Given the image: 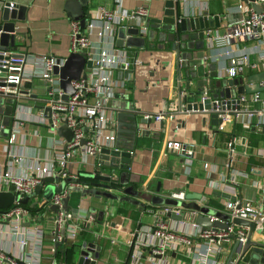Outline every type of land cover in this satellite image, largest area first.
<instances>
[{"label": "crops", "instance_id": "1", "mask_svg": "<svg viewBox=\"0 0 264 264\" xmlns=\"http://www.w3.org/2000/svg\"><path fill=\"white\" fill-rule=\"evenodd\" d=\"M68 1L71 0H0V15L5 4H12L17 11L22 10V17H24L22 21H14L15 34H18L15 41L17 46L15 53L35 57L51 56L65 60L70 54V23L72 21L78 22L83 27L87 20L93 19L95 12L100 8L113 12L119 5L122 10L133 11L142 6L145 1L148 2L147 20H154L161 17L164 4V0H122L119 3L116 0H77L81 6L80 15L74 12L73 14L79 16L72 18V13L66 8ZM181 2H183L181 14L186 17H199L206 13L211 24L210 30L214 35L225 34L228 28L235 25L244 12L248 11V8H245L242 15L235 12L234 8L238 2L231 0H181ZM250 7L254 10L262 9L261 5L251 4ZM214 16L218 17V28L214 27L215 24L213 25ZM152 26L153 24L148 23L147 34L142 37L144 40L140 49L125 44L118 47L117 40L125 39L124 37L131 32L132 27L127 25L115 31V48L125 51L130 59H136L141 63L131 71L133 77L125 90L116 92L109 105L117 113L120 112V121L114 114L116 126H119V131L115 129V134L122 148L129 144L126 134L128 120L125 117L129 116L128 112L131 108L140 114L160 112L175 114L179 86L183 88L185 82L183 75L180 81L178 80L177 67L173 54L170 52L171 44L164 42V47H160L157 37L154 39L149 36ZM190 34L193 35V48L190 53L195 57L194 61L206 58L205 68L209 64L213 65L210 70L205 69L204 79L206 83H209L212 79L209 76L211 70L216 72L218 77V72L228 65L227 61L220 52L215 51L211 46L208 47L204 36L203 41H199L195 34L192 32ZM92 39L95 43H100L97 38ZM231 48L242 49L249 57V65L236 80L237 84L230 86L229 96L238 94V88H242L243 94L249 96L258 89V83L264 82L263 62L258 60L257 51L252 44L242 43L238 47L231 46ZM115 77L121 78L120 73L117 72ZM29 86H32L34 96L45 99L42 90L44 84L40 80L26 84V87ZM205 89L209 97L207 84ZM20 104L29 106L34 103L25 101ZM14 105L12 104L10 109L6 100L0 101V126L4 130L0 135V174L8 162L6 135L16 128L14 119L24 116ZM35 107L37 106L33 105L34 115L37 114ZM261 107L264 109V104L249 105L250 109L255 110ZM137 120L139 123V117ZM256 121V117L250 121L245 116H240L238 120L226 127L225 132L213 136L210 133L216 125L211 123L210 118L200 114L173 116L170 121H163L155 126L154 133L136 139L128 170L123 168L118 171L120 169L111 170L100 166L98 158L97 163L92 159L86 164L80 163V160L76 158L67 167L70 175L80 176L82 173H94L99 170L102 175L114 176L118 185V180H121L120 189H127L132 194L126 196L120 190H115L110 192L118 199L104 198L100 195L82 198L79 193L70 191L62 201L63 209L73 214L79 209H84L87 213L95 215L96 219V223L91 226L89 232L84 231L78 236L75 245H72L74 251L70 253L72 254L70 256L73 257V252L80 250L79 244L83 241L93 243L99 248V254H101L99 264H124L129 254L126 245L128 233H134L141 226L153 225V213L150 207L167 203L165 196L173 191L181 190L186 194L200 195V200L187 201L186 205L191 203L197 206L208 205L214 210H221L223 202L233 197L240 201L262 204L264 133L255 126ZM230 136L236 137L238 142L234 161L226 170L225 145ZM51 139L52 135L44 125L25 123L18 129L16 148L17 150L21 148V154H24L23 164H28L35 159L41 162L51 159L54 152L51 148ZM168 141L193 143L197 150L191 164L187 166L181 157L167 151L164 144ZM19 168L21 169V166ZM19 168H14V172L19 173ZM36 197L29 201L34 203L31 210L32 216L25 218L19 229L22 237L27 239L26 247L22 249L18 246L17 239L9 235V228L4 224L0 225V248L16 259L24 257L36 262L39 254L36 232L40 230L43 239L39 264H47L46 248L53 228L54 212L52 211L55 210L49 211L50 209L35 206L41 198L40 195ZM124 197L130 201H120ZM111 240L116 242L115 245L110 244ZM228 248L229 246H226V249ZM182 254H184L183 251ZM63 263L76 264L71 260L67 263L63 261ZM0 264L5 263L0 262ZM182 264H186L183 259Z\"/></svg>", "mask_w": 264, "mask_h": 264}, {"label": "built area", "instance_id": "2", "mask_svg": "<svg viewBox=\"0 0 264 264\" xmlns=\"http://www.w3.org/2000/svg\"><path fill=\"white\" fill-rule=\"evenodd\" d=\"M117 1L119 3L122 0ZM231 1L238 2L234 8L235 12L242 15L245 8H248V11L244 12L225 34L214 35L209 29L204 32V38L208 47L211 46L220 52L227 61L228 65L218 72V77L233 81L237 80L249 65V57L242 49H233L231 46L252 44L264 68V0H254L255 5L262 6L260 12L250 7L251 4L246 0ZM147 3L145 1L133 11L122 10L119 5L113 12L100 8L95 12L93 19L87 20L83 27L76 21L70 23L69 53L81 55L91 66L89 69H83L78 80L70 82L73 92L66 100L62 99L65 94L59 87L58 77L53 74L55 68L63 66L64 59L28 56L11 51L0 52V98L11 100L17 110L24 115L14 119L16 128L6 135L8 162L0 174L2 191H10L22 198L31 197L38 186L44 188L42 181L45 178L58 180L53 184L55 187L65 180H76L78 176L70 175L67 169L76 158L80 163L86 164L88 160L96 161L104 149H123L117 142L115 134L117 112L109 105L116 92L125 90L133 77L131 71L141 63L136 59H130L125 51L115 48V31L128 25L136 29L138 36L144 37L148 30L145 25L148 19ZM12 8L13 5L9 4V9ZM93 37L100 43H95ZM117 72L121 78L115 77ZM34 80H40L44 84L42 90L45 99L34 96L32 86L26 87V84ZM257 88L249 96L233 94L227 99L211 100L214 108L204 111L205 113L196 110L188 114H203L208 118L210 114L217 115L218 123L210 133L213 136L225 132L226 127L240 116H245L250 121L256 117L255 126L264 133L263 107L258 110L249 108V105L264 104V82L258 83ZM208 98L205 93L201 101ZM25 101H31L37 106L36 115L33 114L32 104L29 106L20 104ZM173 116L174 112L142 114L141 118L150 124L139 126L136 137H141L144 131L148 134L154 133L155 126L163 121H170ZM25 123L44 125L48 129L52 135L51 148L54 151L51 159L44 162L35 159L23 164L24 154H21V148L19 151L16 148V137L18 129ZM61 126L71 131V139L68 142L57 135V129ZM2 131L3 127L0 126V135ZM237 142L236 137L230 136L225 145L226 170L231 167L236 156ZM164 147L181 157L187 166L196 157L197 147L193 143L168 141ZM14 168H19V173H15ZM98 173L101 174L99 170ZM76 188H79L77 184H68L61 194H55L51 198L48 205L41 199L35 203L38 208L51 207L55 210L53 228L46 248L47 264H64L65 254H58L60 253L58 250H63L65 245H75L78 236L84 231L89 232L91 226L96 223L95 215L87 213L84 209L77 210L75 214L63 209L62 201L68 196L70 189ZM261 190L263 201L259 205L240 201L235 197L223 202L221 210L211 209L208 205H198L212 212L206 216L210 223L208 228L196 224L198 212L182 208V203L187 202L185 192L181 190L170 192L165 196L168 204L150 207L153 225L141 226L134 233H128L126 245L129 254L124 264H182V259L186 264H249L250 262L245 259L247 252H244L249 236L251 242L264 250V184ZM31 212L27 207L15 204L5 213H0V225L6 223L9 235L17 239V244L22 249L26 247L27 239L22 237L19 229L23 220L32 216ZM171 215L179 219H174L170 217ZM233 220L251 223L254 226L253 230L249 234L250 229L247 226L235 225L232 223ZM36 234L40 254L43 234L40 230H37ZM115 243L113 240L110 241L111 245ZM226 246L229 248L226 249ZM234 246L236 248L233 251ZM39 254L38 260L34 262L24 257L16 259L0 248V262L39 264L41 262ZM81 257L83 262L99 264V259L92 253L83 254ZM256 264H261V258Z\"/></svg>", "mask_w": 264, "mask_h": 264}, {"label": "water", "instance_id": "3", "mask_svg": "<svg viewBox=\"0 0 264 264\" xmlns=\"http://www.w3.org/2000/svg\"><path fill=\"white\" fill-rule=\"evenodd\" d=\"M250 4H254V0H246ZM66 8L69 12L72 13V18H76L80 15V4L77 0H71L66 3ZM181 0H164L163 9L161 13V17L154 20H147L145 21L146 27H148V23L153 24L157 31V41L160 42V47H164L163 43H170V52L173 54L174 61L177 67V75L178 80L180 81L181 75H183L184 79V86L181 88L179 86L178 90V97H177V112L175 116H182V115H191L188 114L190 111L198 110L200 113H205L204 111H208L213 109V104L211 100L217 99H227L229 98V90L228 87L232 85H236L238 81L236 80H228L223 78H219L216 75V72H212L209 76L212 78L209 83H206L205 77V69L207 68L210 70L212 66L210 64L205 68L206 65V58L199 61H194V56L191 55V50L193 48V35L190 34L192 32L196 35V38L199 41H203L204 32L211 28L210 21L208 20V16L204 13L202 16L199 17H186L184 14H181ZM183 10V9H182ZM79 15L76 16V14ZM24 17H22V10H18L14 7L9 9V4H5L1 11L0 15V52L3 51H11L15 52L17 50V46L15 44L16 36L15 34V20L22 21ZM213 25L215 28H218V17H213ZM152 26V27H153ZM127 36L124 37L125 39L117 40L118 47H121L123 44L130 46V47H137L140 49L143 45L142 42H133L136 40V34L127 33ZM203 55V54H202ZM91 64L89 62H85L84 58L79 54H69L65 59L63 66L59 69L55 68L53 70V74L58 77L59 80V87L64 92V96L62 97L63 100H66L69 95L72 94V89L70 87V82L73 80H78L84 68L89 69ZM210 66V68H209ZM222 80H225L222 81ZM200 83H202L200 87ZM206 84L208 85L209 91V98L201 101V98L205 95L206 91ZM205 89V90H204ZM221 90V94L219 91ZM238 95L243 94V89L238 88ZM126 99V97H123ZM56 99V98H55ZM48 113V109H46ZM120 113V112H119ZM119 113L116 114L117 120L120 121ZM129 116L125 118L127 121V135H128V142L127 146H124L122 150H102L100 155L98 156V162L100 166L108 167L111 170H118L121 171L123 168L125 170L129 169L131 158L133 155V148L136 137V130L141 125H149V121H145L141 118L140 113L135 111L131 108L130 112H128ZM193 115V114H192ZM203 115V114H200ZM139 117V123H138ZM211 123L213 125H217V115L210 114ZM119 118V119H118ZM119 131V126H116V130ZM148 133L142 132L141 137H146ZM71 139V137H70ZM117 139V137H116ZM139 139V138H138ZM117 142L119 143L118 139ZM119 163V165L117 164ZM113 175V172L111 173ZM121 176V174H120ZM58 180H54L52 178H45L42 181L44 185V189L42 192L37 193V191L31 197H24L16 196L10 192H2L0 190V213H5L9 208L13 207L15 204L27 207L28 210H32L34 207V203H29L32 198L36 196H41V200L45 201L48 205V202L55 194H61L63 189L68 184H77L79 188L70 189L72 192L79 193L82 198L91 197L92 195H100L104 198H114L113 194L110 191H117L120 190L122 194L126 196H130L132 193L129 190H121V180H118L119 185L117 184V179L111 175H102L98 172L94 173H85L81 174L77 177L76 180L68 179L64 182L59 183L57 187L53 184L57 183ZM119 188V189H118ZM186 201H193V200H200L201 196L193 195V194H186L185 196ZM121 199V198H120ZM119 199V200H120ZM127 201L130 200L127 197L122 198L120 201ZM167 201V200H166ZM167 201L166 204H168ZM182 208L193 210L198 212L199 215L196 217V224L202 228L210 227V223L208 222L206 216L212 214L210 210L207 208H200L197 205H192V207L188 205H182ZM51 209V207L46 208ZM219 216V214H216ZM170 217L174 219H179V217H174L171 215ZM233 224L240 225V226H247L249 230V234L253 230V224L241 221V220H233ZM6 224V223H3ZM236 247L234 246L233 251ZM251 251L254 257V261L261 258V261L264 260V250L251 242L250 236L247 239L246 245L244 247V252ZM82 254L78 257L76 264H94V262H83L82 261ZM249 261V260H248Z\"/></svg>", "mask_w": 264, "mask_h": 264}, {"label": "rangeland", "instance_id": "4", "mask_svg": "<svg viewBox=\"0 0 264 264\" xmlns=\"http://www.w3.org/2000/svg\"><path fill=\"white\" fill-rule=\"evenodd\" d=\"M254 6H255V4H253ZM256 12H260L261 11V9H257L256 8V10H255ZM131 30V32L130 33H132L133 32V34H136L135 36H136V40H134L133 42H138V43H140V42H143V40L144 39H142V37H139L138 36V34H137V31H136V29H134V28H132V29H130ZM149 36H151L152 38H156L157 37V31H156V28L153 26L152 27V30L150 31V33H149ZM222 81H224L225 82V80H222ZM201 85H202V83H200V87H201ZM222 92H221V90L219 91V94H221ZM0 101L1 102H3L4 100L2 99V98H0ZM6 103H8V107L11 109L12 108V101L11 100H6ZM8 108V111H10V109ZM57 135L59 136V137H61V138H63V139H65L66 141H68L69 140V138L71 137V131L68 129V128H66L65 126H61V127H59L58 129H57ZM44 188H42L41 186H38L37 187V189H36V191H37V193H39V192H43L44 190H45V192H46V189H44ZM39 196H37L36 198H38ZM41 197V196H40ZM186 205V203H182V205ZM188 206H190V207H192V203L191 204H187ZM49 211H51V210H49ZM52 212H54V211H52ZM55 213V212H54ZM79 248H80V250L79 251H77L76 253H74L73 252V257L72 256H69L70 258H69V260L68 261H72L73 263H76L77 262V260H78V257L82 254H93L94 255V257L96 258V259H99L100 258V255L101 254H99V248L95 245V244H93V243H86V242H80V244H79ZM78 248V249H79ZM245 259L248 261L249 260V264H256V262H258V260H253L254 259V257H253V254L251 253V251L250 250H248V252L246 253V257H245ZM261 264H264V260L263 261H261Z\"/></svg>", "mask_w": 264, "mask_h": 264}, {"label": "trees", "instance_id": "5", "mask_svg": "<svg viewBox=\"0 0 264 264\" xmlns=\"http://www.w3.org/2000/svg\"><path fill=\"white\" fill-rule=\"evenodd\" d=\"M73 248V246H70V245H65L64 246V248H63V250H58V251H60V253H58V254H65V256H64V262H69L68 260H69V256L70 255H72V254H70L72 251H74V249H72Z\"/></svg>", "mask_w": 264, "mask_h": 264}]
</instances>
